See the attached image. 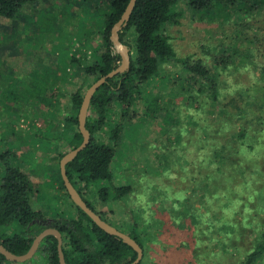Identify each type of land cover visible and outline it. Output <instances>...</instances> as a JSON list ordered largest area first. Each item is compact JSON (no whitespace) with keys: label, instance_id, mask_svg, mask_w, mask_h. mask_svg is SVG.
<instances>
[{"label":"rangeland","instance_id":"obj_1","mask_svg":"<svg viewBox=\"0 0 264 264\" xmlns=\"http://www.w3.org/2000/svg\"><path fill=\"white\" fill-rule=\"evenodd\" d=\"M248 3L241 2L244 6L241 9L245 11L240 12L236 3L213 1L206 8L193 10L179 1L172 6L178 13L177 21L165 24V31L178 55L200 58L212 68L215 67L214 57L221 49L226 46L236 50L233 63L218 74V79L223 80L220 90L224 95L219 96L222 101L234 88L255 87L256 83L264 85V70L261 71V67L264 68V4L248 8ZM105 10L104 5L92 0H32L23 3L11 18L0 15V176L4 161L25 172L33 185L29 205L47 217L69 216L74 207L59 186L54 168L56 153L64 147L50 148L40 131L46 126L49 112L46 109L51 107L47 105L46 97L41 103L37 99L43 86L34 73L41 68V63L49 64L50 59L59 63L58 59L63 60V55L70 51L92 58V45L99 36L96 30ZM243 52L247 54V60L243 58ZM234 65L237 66L235 69ZM182 73L176 62H164L149 79L146 90L162 93L158 109L157 103L150 104L151 109H145L142 99L136 95L132 97L130 107L135 108V115L131 120H123L122 126L121 119L117 120L120 126L110 162L112 181L129 183L131 192L125 198L96 200L94 206L108 222L121 230L124 221L134 218L136 212L139 218L159 217L168 222L174 219L171 215L178 206L173 199L186 198L201 212L199 222L190 225V232L184 237L183 230L165 223L167 229L150 241V252L139 264H238L245 251L256 242L260 217L264 215V121L261 136L250 140L251 149L244 148L234 165L214 169L215 164L207 158L223 138L219 132L215 133L212 122L204 130L200 127L205 124L207 105L199 108L189 105L184 101L182 91L175 90L174 96H169L170 82L175 83V89L180 86L179 80L171 76ZM259 76L262 78L257 80ZM74 78L69 81L63 80L62 76L60 86L64 94H58V115L68 106L67 92L79 81ZM249 93L251 99L261 100L252 90ZM174 109L179 121L163 128V114L173 121ZM261 112L264 115V110ZM118 113L112 112L111 119L105 122L101 130L105 139V131L112 127ZM194 118L196 123L190 120ZM248 125L251 126L249 122ZM230 126L237 128L232 122ZM207 172H213L212 183L223 189H219L221 197L218 200L205 203L201 201V194ZM98 184L99 181H95L93 187ZM159 197L163 198L161 202H157ZM229 198L232 201L228 203ZM224 201L231 205L229 209ZM252 201L254 205L249 208ZM159 205L166 210L158 211ZM213 210L218 216L215 221L208 219ZM201 217L221 230L212 232V237L198 232L197 229L206 224ZM177 218L175 220L179 222ZM222 220L225 224L234 223V230L228 231ZM11 225L9 230L19 229L18 224ZM205 230L210 232V227L207 225ZM182 238L187 240V245H181ZM169 240L173 243H168ZM2 264L47 263L42 253L34 251L23 261L6 259ZM256 264H264V258Z\"/></svg>","mask_w":264,"mask_h":264},{"label":"trees","instance_id":"obj_2","mask_svg":"<svg viewBox=\"0 0 264 264\" xmlns=\"http://www.w3.org/2000/svg\"><path fill=\"white\" fill-rule=\"evenodd\" d=\"M28 1L32 0H0V15L11 18L15 11ZM179 1H183L188 8L193 10L206 8L213 1L226 4L236 3L235 7L240 12L245 11L242 10L244 6L241 2L243 1H249L246 5L248 8L264 4V0H134L126 22L118 30L119 40L128 47V66L123 71L107 77L92 93L84 121L89 132L88 142L64 165L69 181L81 198L104 220L106 219L102 213L94 206L96 200L103 202L108 199L125 198L131 192L129 183L115 184L112 181L110 162L120 126V122L117 120L121 119L122 126L123 120L133 119V115H135L133 109L135 108L130 107V102L134 95L139 100H143L145 109H151L150 104L153 103H157L156 108H159L158 102L161 101L162 93L154 92L151 89L146 90V87L151 81L149 79L153 78L162 63L176 62L183 71L182 74L171 76V78L179 80L180 86L175 89V83H169L170 97L174 96L177 91H182L184 101H187L189 105H193L195 108L207 105L205 108L207 115L203 119L205 124L200 127L204 130L206 126L209 127L208 123L212 122L211 126L216 128L215 133L219 132L223 138L219 145L213 147L207 158L208 162L215 164L214 169L219 170L225 166L234 165L239 155L245 151L244 148L251 149L250 140H254L258 135L261 136L260 132L263 130L261 124L264 121V115L261 112L264 110L263 84L255 82L257 85L255 87L242 86L243 88L237 87V90L234 88L224 96H227L224 101L219 97L224 95L220 90L223 80L218 79L219 71L233 63L236 50L226 46L221 49L220 53L214 57V68L200 58L191 59L189 54L178 55L174 50L165 31V24L177 21L178 13L172 9V6ZM92 2L102 4L106 8L96 30L99 36L92 45V58L87 59L84 53L76 55L71 51L68 52V55H63V80L74 81V77H76L79 81L73 90L67 92L68 106H65L64 112L60 115L57 114L59 109L56 106L58 95L56 94L55 104L51 101L53 95L45 96L48 99L47 105L51 108L46 109L49 111L45 121L46 126L40 130L43 131L44 136H42L45 137L50 148L64 147L63 150L56 153L54 168L59 186L74 207L73 212L69 216L55 214L47 217L39 209L32 208L29 205L28 197L32 192L33 185L26 173L18 166L4 161L3 172L0 176V242L10 251L17 254L22 253L28 248L36 232L43 227L54 226L61 234V251L66 264H125L134 258L133 248L120 237L104 231L77 204L73 203L65 190L58 169L60 155L67 149L76 146L81 140V134L77 128L76 113L84 89L99 75L116 66L120 59L119 53L112 46L109 32L110 27L123 11L127 0H92ZM242 55L243 58H247L245 52ZM235 67L237 66L234 65L233 68L235 69ZM68 68L70 72L66 75ZM262 70H264L263 67H261ZM262 73L264 72L262 71ZM260 78L262 77L259 76L257 80ZM249 90L257 93L261 100L251 99ZM60 94L64 93L61 91ZM257 109L260 111L258 112ZM115 111H119V116L116 117L112 127L105 131L107 133L105 139L101 130H103L105 122L111 119V113H115ZM40 113L42 114V111ZM167 119L163 114L162 126L165 129H167L166 124L179 121L176 114L173 121L171 117H169L170 121ZM190 120L192 123L197 122L196 118ZM231 122L235 123L237 128L231 127ZM248 122L251 126L248 125ZM205 132L206 134L210 133V131ZM177 136L179 137V134ZM203 179L204 190L201 194V201L208 203L211 199L218 200L221 197L219 189L223 188L212 183L215 179L213 172L205 173ZM95 181H99V184L94 188ZM155 189L160 191L161 195L164 194V191ZM162 199L159 197L157 202H161ZM173 201H177L178 206L173 214L168 210L174 218L171 219L172 221L167 222L159 217L150 220L139 218L137 212L134 218L124 221V229L121 230L131 236L142 249L141 257L135 264L141 263L149 254L150 241L154 238L157 239L159 233L165 232L167 229L165 223L173 224L183 230L184 237L190 232L188 227L195 226L199 222L201 212L199 213L188 199L175 197ZM230 201L232 198H229L228 203ZM224 203L229 209L231 205L226 201ZM253 205L252 201L249 208ZM157 209L158 211L166 210L160 205ZM216 214V210L211 211L208 219L215 221L218 217ZM175 217H179L177 218L179 222L175 220ZM260 218L257 240L250 250L245 251L238 264H256L257 261L264 258V215ZM201 219L204 220L202 217ZM204 221L206 222V220ZM222 222L228 231L234 230V223L227 222L225 224L224 220ZM12 223L18 224L19 229L9 230L8 227ZM207 225L210 227V232L205 230ZM242 225L244 224L242 223ZM216 226L218 225L209 221L206 222L205 227H200L197 230L212 237V232L217 233L221 230ZM182 240L181 245L188 244L185 238ZM168 243L172 244L173 242L169 240ZM35 251L44 255L47 264H58L56 238L53 234L44 235ZM4 260L6 259L0 253V264Z\"/></svg>","mask_w":264,"mask_h":264},{"label":"water","instance_id":"obj_3","mask_svg":"<svg viewBox=\"0 0 264 264\" xmlns=\"http://www.w3.org/2000/svg\"><path fill=\"white\" fill-rule=\"evenodd\" d=\"M134 0H127V3L121 12L118 19L112 24L110 27L109 32V38L112 42V46L115 51H117L120 55L119 62L116 66H114L112 69L107 71L104 74L99 75L97 78H95L90 84L85 88L83 91L80 104L77 109L76 113V119H77V128L81 134V140L80 142L69 149H67L60 157L58 158V169L59 173L62 179V182L64 184L65 190L68 193L70 199L73 201V203L77 204L100 228H102L104 231L112 233L118 237H120L124 242H126L128 245H130L133 250L135 251V256L132 260L125 264H135L139 261L142 253V249L139 246V244L126 232H123L122 230L116 228L111 223L107 222L103 218L99 216L98 213H96L94 210H92L85 201L81 198L80 194L77 192L75 187L72 185V183L69 181L66 172H65V163L73 158V156L76 154L78 150H80L89 139V132L87 128L84 125L85 116H86V110L89 103V99L94 92V90L97 88L98 85H100L105 79L109 76H112L118 72L123 71L127 68L128 62H129V52L128 47L125 43L119 40L118 38V30L120 29L121 25H123L129 15V12L133 6ZM53 234L56 238V252H57V260L58 264H66L63 258V253L61 251V234L57 228L54 226H46L40 229L38 232H36L28 246V248L22 252V253H14L7 249L1 242H0V253L4 256L5 259L11 260V261H23L27 258H29L33 252L36 250L38 243L40 242L41 238L46 234Z\"/></svg>","mask_w":264,"mask_h":264},{"label":"crops","instance_id":"obj_4","mask_svg":"<svg viewBox=\"0 0 264 264\" xmlns=\"http://www.w3.org/2000/svg\"><path fill=\"white\" fill-rule=\"evenodd\" d=\"M59 63H57V60L55 59H50L49 60V64H47L46 62L41 63V68L38 69V71H36L34 73L35 77L37 79H39L40 81H42L41 86H43L42 91L38 92V100H40V103L42 102V100H45V96H51L53 95V99L51 100L54 104L56 103V94H60L61 92V79H62V60L61 58L58 59ZM61 62V63H60ZM53 65V67L51 66ZM35 67L30 71V73L32 74L34 71ZM30 77L28 76L27 79L28 81ZM46 79V81H45ZM48 100V99H47ZM48 102V101H47Z\"/></svg>","mask_w":264,"mask_h":264}]
</instances>
